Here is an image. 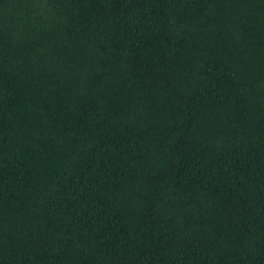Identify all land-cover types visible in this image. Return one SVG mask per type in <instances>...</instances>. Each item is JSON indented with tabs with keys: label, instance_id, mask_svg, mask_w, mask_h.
<instances>
[{
	"label": "trees",
	"instance_id": "trees-1",
	"mask_svg": "<svg viewBox=\"0 0 264 264\" xmlns=\"http://www.w3.org/2000/svg\"><path fill=\"white\" fill-rule=\"evenodd\" d=\"M0 264H264V0H0Z\"/></svg>",
	"mask_w": 264,
	"mask_h": 264
}]
</instances>
